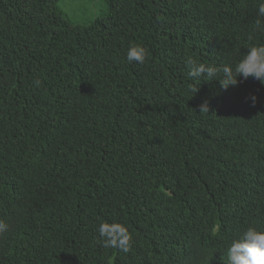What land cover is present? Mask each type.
I'll use <instances>...</instances> for the list:
<instances>
[{"label":"trees","instance_id":"obj_1","mask_svg":"<svg viewBox=\"0 0 264 264\" xmlns=\"http://www.w3.org/2000/svg\"><path fill=\"white\" fill-rule=\"evenodd\" d=\"M106 1L72 24L58 0H0V264H228L264 229V85L187 61L234 71L264 44L260 0Z\"/></svg>","mask_w":264,"mask_h":264},{"label":"clouds","instance_id":"obj_2","mask_svg":"<svg viewBox=\"0 0 264 264\" xmlns=\"http://www.w3.org/2000/svg\"><path fill=\"white\" fill-rule=\"evenodd\" d=\"M258 16L264 17V0L259 2ZM255 30L264 32V21L257 19L255 21ZM148 56L149 53L144 46L133 44L127 50L126 60L130 64L133 62L143 64ZM187 66L189 69L188 76L192 78L206 76L209 81H217L215 78L222 73V78L218 82L221 89L225 91L229 87H236L249 77L264 85V44L254 43L248 47L246 54L235 65L234 71L229 66L217 67L198 63L191 57L188 58ZM238 77L241 79L238 80ZM36 84L39 85V81H36ZM249 98L251 100L250 106L255 107L257 96L250 94V97H245V101L247 102ZM200 111L209 112L207 101L199 106ZM9 230V224L4 220H0V239L6 238ZM98 232L104 247H116L123 252L129 251L131 235L126 228L113 225L110 229L108 225L102 224L98 228ZM114 233L119 235H114ZM227 261L228 264H264V229L249 226L243 230L229 244Z\"/></svg>","mask_w":264,"mask_h":264},{"label":"rangeland","instance_id":"obj_3","mask_svg":"<svg viewBox=\"0 0 264 264\" xmlns=\"http://www.w3.org/2000/svg\"><path fill=\"white\" fill-rule=\"evenodd\" d=\"M57 5L72 24H89L109 10L106 0H58Z\"/></svg>","mask_w":264,"mask_h":264}]
</instances>
